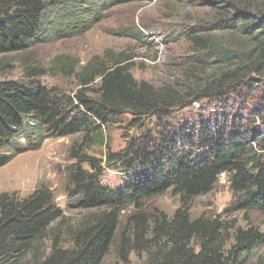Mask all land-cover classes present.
Listing matches in <instances>:
<instances>
[{
	"label": "trees",
	"instance_id": "obj_1",
	"mask_svg": "<svg viewBox=\"0 0 264 264\" xmlns=\"http://www.w3.org/2000/svg\"><path fill=\"white\" fill-rule=\"evenodd\" d=\"M110 1L127 5L142 0ZM200 3L211 12L209 24L186 30V38L196 48L215 53L211 35L228 34L238 52L215 53L214 63L224 69L199 90V96L216 95L243 83L256 87L251 77L264 79V0ZM80 7L75 0H0V55L23 52L54 36L57 29L52 30V23L63 29L59 19L54 20L60 9H75L67 17L71 24L64 19L67 29L82 26L78 20L83 17L76 10ZM86 13L83 9L82 14ZM97 79L92 97L83 91L72 97L57 95L35 82H0V168L23 153L24 144L29 149L44 137L79 135V146L71 150L75 164L68 171V196L79 197L81 209L100 211L92 226L72 236L70 248L61 249L55 241L33 264H101L113 244L121 211L166 193L181 202L171 217L159 214L148 225L139 214L126 219V225L134 224L131 251L145 253L144 264H241L242 256L264 244V233L237 229L226 248L228 239L224 237L231 228L220 216L191 219L186 208L193 198L211 192L220 175L228 174L234 198L223 213L256 211L264 215V133L253 134L250 126L235 119L214 124L200 121L197 128L143 133L131 139L123 151L107 152L104 162L96 160L82 154V147L104 145V127L111 119L128 114L130 127H141L144 118L162 121L183 102L166 89L137 82L130 69L118 63L109 68H86L80 82L86 86ZM262 115L264 107L258 105L253 116ZM102 163L116 167L124 176L120 188L111 190L100 183ZM60 217L48 189L36 188L23 199L0 193V264H23L34 244Z\"/></svg>",
	"mask_w": 264,
	"mask_h": 264
},
{
	"label": "rangeland",
	"instance_id": "obj_2",
	"mask_svg": "<svg viewBox=\"0 0 264 264\" xmlns=\"http://www.w3.org/2000/svg\"><path fill=\"white\" fill-rule=\"evenodd\" d=\"M75 1L82 8L76 9L84 19L78 20L82 26L71 31L63 23L66 22L64 19L68 24L72 23L67 17L75 13L74 8L57 11L54 20L59 19L63 29L52 23V30L57 29L54 36L47 37L44 42L37 41L23 52L0 55V82L14 81L23 85L35 82L57 95L72 97L83 91L92 97L91 92L97 88L99 79L84 86L80 82L84 70L109 68L118 63L128 67L137 82L166 89L183 100L164 120L156 122L153 117H147L140 122L141 127L131 128L132 117L128 114L111 119L104 127V145L86 144L82 154L103 161L107 152L123 151L131 139L143 133L156 135L163 128L167 132L184 127L197 128L200 121L214 124L235 119L250 126L253 134L264 133V115L258 119L253 116L258 105L264 107L263 78L251 77L254 88L243 83L229 86L216 95L199 96V90L224 69L214 63L215 53L238 52L228 34L211 35L214 42L211 50L215 53L196 48L186 38V30H200L209 24L212 15L203 8L201 0H142L127 5H113L110 0ZM83 9L87 16L82 14ZM92 14H96L95 17ZM80 142L79 135L44 137L38 146L27 149L21 140L26 150L0 168V193L23 199L36 188H45L52 193L54 203L61 211V217L51 225L43 239L34 244L23 264H33L44 257L55 241L61 249L70 248L72 236L92 226L100 214V211L81 209L78 206L80 198L68 196V171L75 164L71 150ZM30 172L35 174L30 185L25 183L20 187L23 176ZM123 177L116 167L101 164L99 181L102 185L116 190L121 187ZM233 198L229 175L223 174L211 192L193 198L186 205L191 219L220 216L231 228L224 237L228 239L226 248L232 244L231 238L237 229L252 228L264 233V215L259 212L223 213ZM180 207V199L166 193L143 200L138 208L132 206L122 210L113 244L101 264H144L146 254L140 250L131 251L134 224L126 225V219L139 214L148 225L159 214L171 217ZM241 264H264V244L242 256Z\"/></svg>",
	"mask_w": 264,
	"mask_h": 264
},
{
	"label": "bare ground",
	"instance_id": "obj_3",
	"mask_svg": "<svg viewBox=\"0 0 264 264\" xmlns=\"http://www.w3.org/2000/svg\"><path fill=\"white\" fill-rule=\"evenodd\" d=\"M32 177H35L34 172H33V173L30 172L28 175L23 176L24 181L22 182V184H21L20 187L24 186L25 183H27V185H30V179H31ZM27 180H29V181H27Z\"/></svg>",
	"mask_w": 264,
	"mask_h": 264
}]
</instances>
